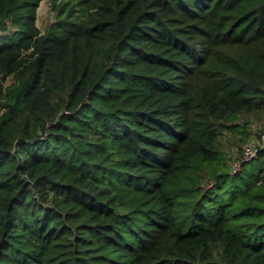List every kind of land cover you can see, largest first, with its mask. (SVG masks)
Here are the masks:
<instances>
[{
    "label": "trees",
    "instance_id": "16d2710c",
    "mask_svg": "<svg viewBox=\"0 0 264 264\" xmlns=\"http://www.w3.org/2000/svg\"><path fill=\"white\" fill-rule=\"evenodd\" d=\"M42 1L0 0V264H264V142L218 143L264 112V0Z\"/></svg>",
    "mask_w": 264,
    "mask_h": 264
},
{
    "label": "rangeland",
    "instance_id": "374dc122",
    "mask_svg": "<svg viewBox=\"0 0 264 264\" xmlns=\"http://www.w3.org/2000/svg\"><path fill=\"white\" fill-rule=\"evenodd\" d=\"M56 12L53 10L50 0H43L38 9V25L45 32L56 19ZM13 78L8 77L6 85L12 83ZM237 122L247 124L248 131L232 132L225 131L219 137L220 147L227 153V159H230V168L235 170L240 168L239 162L243 160L246 148L252 146L254 149L259 148V144H263L264 140V112L261 110L253 113H246L240 117ZM263 134V135H262Z\"/></svg>",
    "mask_w": 264,
    "mask_h": 264
},
{
    "label": "built area",
    "instance_id": "2783aa9c",
    "mask_svg": "<svg viewBox=\"0 0 264 264\" xmlns=\"http://www.w3.org/2000/svg\"><path fill=\"white\" fill-rule=\"evenodd\" d=\"M258 153V149H254L252 146H249L248 148H246L245 153H244V158L243 160H241V162H239V166H241V163L245 160H249L253 157H255ZM238 169V166H237ZM235 169V170H237Z\"/></svg>",
    "mask_w": 264,
    "mask_h": 264
},
{
    "label": "water",
    "instance_id": "95a60500",
    "mask_svg": "<svg viewBox=\"0 0 264 264\" xmlns=\"http://www.w3.org/2000/svg\"><path fill=\"white\" fill-rule=\"evenodd\" d=\"M51 26H49V28H50Z\"/></svg>",
    "mask_w": 264,
    "mask_h": 264
}]
</instances>
